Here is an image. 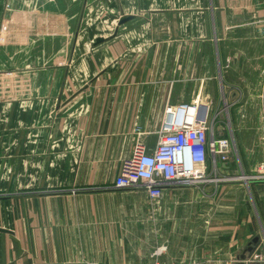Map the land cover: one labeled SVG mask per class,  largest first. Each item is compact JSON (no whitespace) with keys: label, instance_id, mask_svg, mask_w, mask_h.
<instances>
[{"label":"crops","instance_id":"crops-1","mask_svg":"<svg viewBox=\"0 0 264 264\" xmlns=\"http://www.w3.org/2000/svg\"><path fill=\"white\" fill-rule=\"evenodd\" d=\"M263 72L264 0H0V264H153L161 247L164 264H240L257 236L264 261V180L114 188L168 106H212L222 82L252 173Z\"/></svg>","mask_w":264,"mask_h":264},{"label":"built area","instance_id":"built-area-1","mask_svg":"<svg viewBox=\"0 0 264 264\" xmlns=\"http://www.w3.org/2000/svg\"><path fill=\"white\" fill-rule=\"evenodd\" d=\"M260 101L264 139V72ZM233 151V140L217 135L210 122V108L200 99L193 104L168 106L156 149L147 152L144 144L137 143L132 156L123 161L114 188L143 190L152 200H159L167 188H188L218 181L216 166L220 162L229 163ZM209 161L214 165L215 177L209 175ZM257 176L264 180V162L258 165ZM165 250L161 247L154 253L153 264H164L156 258ZM248 263L263 264L264 261L253 255Z\"/></svg>","mask_w":264,"mask_h":264},{"label":"rangeland","instance_id":"rangeland-1","mask_svg":"<svg viewBox=\"0 0 264 264\" xmlns=\"http://www.w3.org/2000/svg\"><path fill=\"white\" fill-rule=\"evenodd\" d=\"M263 81V79H262ZM263 83V82H262ZM232 91L228 88H225L224 82L221 84V89L217 91V99L214 101L215 103L212 106H209L210 108V122L213 124L217 135L221 136H231L232 140L234 141V151L231 158V165L234 167V170L236 171V174L238 176L236 177H224L223 180H234L238 179L241 181L244 180H251L252 179H259L257 174V167L259 164L264 162V156L260 157L258 156L256 161L255 170L251 173L244 171V165L246 166L247 163L245 160L240 158V155L237 150L236 146V137H235V112L240 109L236 108L233 105V101L235 99L240 98V94L238 92L231 93ZM261 95V94H260ZM261 104V101H260ZM262 109V106H261ZM262 121V127H261V134H262V128H263V119L261 117ZM263 139V136H262ZM261 140V138H260ZM262 144H264V139L261 141ZM264 155V154H263ZM235 173V172H234ZM251 175V176H250ZM253 175V176H252ZM226 178V179H225ZM221 177H219L218 180H220Z\"/></svg>","mask_w":264,"mask_h":264},{"label":"water","instance_id":"water-1","mask_svg":"<svg viewBox=\"0 0 264 264\" xmlns=\"http://www.w3.org/2000/svg\"><path fill=\"white\" fill-rule=\"evenodd\" d=\"M130 19L131 18H124L123 20H121L120 25L125 24ZM105 42H106L105 39H101L100 38V39H98L96 41L95 45L98 46V45H101V44H103ZM0 231L5 232L4 230H0ZM261 241H262V237L261 236H257L248 244V246L244 249L243 253L239 257V261L241 262L240 264H245V262L250 260V258L255 254L256 250L260 246ZM252 264H260V263H252Z\"/></svg>","mask_w":264,"mask_h":264}]
</instances>
